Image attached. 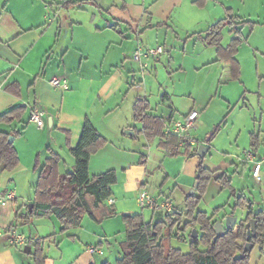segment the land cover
I'll use <instances>...</instances> for the list:
<instances>
[{
    "label": "crops",
    "instance_id": "0c3cea01",
    "mask_svg": "<svg viewBox=\"0 0 264 264\" xmlns=\"http://www.w3.org/2000/svg\"><path fill=\"white\" fill-rule=\"evenodd\" d=\"M200 3L198 0H72L59 5L56 0H0V114L14 106L24 107L20 120L12 123L0 120V132L20 131L13 140L18 164L12 170L0 169V264H36L34 259L27 261L24 256L32 253V244H29L31 251L27 253L20 249L22 246L11 244L4 230L12 224H19L16 216L24 214L33 203L41 168L52 153L59 156L61 173L73 170L76 160L71 150L81 139L86 119L106 139L90 158V174L121 170V174L117 173V181L122 179L124 193L130 194L131 201L138 203L139 191L145 189L146 182L149 183L150 165L146 156H124L116 164L111 161V156L105 158L104 155L111 145H115V138L120 140L128 136L124 130H132L136 136L137 130L142 131V122L139 121L140 127L134 123L138 121L134 112L138 99L148 103V113L166 119L174 118L181 110L175 104V90L162 92V86L157 87V93H162L161 109L149 97L148 90L154 86L148 82L150 75L147 71L152 72L155 63L161 62L162 54L167 53L169 67L173 70V50L181 46L180 64L175 67L178 73L187 67V61L196 70L219 65L222 59L218 57L217 48L206 43L205 30L225 18L230 22L225 27L231 36L224 43L223 29L222 45L226 46L235 37L233 28L239 30L240 45L236 53L239 63L238 54L244 41L264 55V37H257L256 31L258 26L264 25V0H203ZM158 46L163 47V52L157 57L141 62L133 58L138 47ZM53 77L65 80L67 87L53 86L50 82ZM263 81L264 77L261 81L264 87ZM259 94L264 99V92L259 91ZM34 109L45 111L43 127L31 121ZM194 109V105L191 106L188 113ZM252 128L250 135L256 133L259 136V146L254 153L256 160L262 162L260 178L252 174L254 162H247L243 155L238 158L228 154L224 157L228 165L214 173L202 200L210 189L221 194L230 188L235 199L244 196L252 202L255 211L264 210L263 123L252 124ZM192 135L194 137L193 132ZM194 139L196 144L192 147H199L200 143ZM203 144L209 147L206 157L211 143ZM132 148L137 146L132 145ZM249 150L250 146L245 153ZM121 151L123 154L127 152L125 148ZM198 156L179 154L166 157L163 154L160 163L164 162V178L160 183L156 182L160 190L169 178H175V186L185 184L179 181L181 176L196 180ZM223 173L233 189L219 180ZM112 189V202H107L114 206L116 214L102 221L86 216L81 226L60 232L59 221L50 216L54 231L47 235L38 227L32 228L34 218L27 224L28 234L26 227L17 225L16 228L27 241L28 238L34 242L38 237L50 236L44 241L42 264H115L121 257L120 244L128 230L126 218L143 213L128 211L122 214L129 208L126 197ZM162 194L163 191L158 196L153 195L158 199L170 198V195L165 197ZM228 206L214 220L230 213ZM151 209L149 219L143 214L146 220L161 217L159 212ZM183 209L185 206L178 211ZM244 213L242 209L237 212L239 219ZM185 220L184 217L183 222ZM223 224L225 226L224 220ZM192 229L179 232L188 233L190 242ZM179 240L185 241L187 237ZM92 246L98 251L90 252ZM113 258H116L114 263ZM250 264H264V245H254L250 251Z\"/></svg>",
    "mask_w": 264,
    "mask_h": 264
},
{
    "label": "trees",
    "instance_id": "16d2710c",
    "mask_svg": "<svg viewBox=\"0 0 264 264\" xmlns=\"http://www.w3.org/2000/svg\"><path fill=\"white\" fill-rule=\"evenodd\" d=\"M199 4L200 1L198 0ZM230 22L220 19L205 30V41L208 45L217 48L219 59L230 65L234 78L240 79L241 66L236 58L240 40L237 37L239 30L233 28L235 37L226 46L222 45V30ZM148 103L138 99L134 106L135 119L142 122V132L147 138L157 135L161 137L160 146L170 155L192 154L198 155V147L193 148L189 139L184 146H180L181 139L164 132L167 122L172 120L147 112ZM24 111L22 106H14L0 114V120L12 123L20 120ZM221 124L216 125L206 141L211 143ZM20 131L14 129L11 132H0V169L12 170L18 164V154L14 142H9L10 136H16ZM259 136L256 133L250 135V149L257 151ZM106 139L101 135L95 125L86 119L81 139L71 152L75 157L73 170L61 173L58 169L59 156L52 153L42 166L36 185L33 208L16 216L17 225L29 224L34 217L54 216L59 221L60 232H66L70 228L79 227L84 217L88 216L96 221H102L106 217L116 214L114 206L108 204V199L113 195V185L117 182V172L114 169L91 175L89 170L90 158L104 144ZM200 157L198 170L200 171L199 186L195 193H188L185 197V209L181 211L159 212L161 217L146 220L143 214L129 215L127 219L128 230L125 240L121 242V257L115 264H250V251H244V245L248 241L247 223L256 221V234L249 239L254 245H264V210L255 211L252 202L244 196H239L236 202L230 206V213L237 214L238 208L245 210L244 217L231 228L226 229L224 236L218 237L214 230L215 216L225 209L226 205L214 208L213 212L198 209L202 201L205 188L216 172L203 165ZM219 180L228 187L230 180L223 173ZM186 220L183 222V218ZM176 225L179 231L188 228H198L199 236L190 239L189 250L184 252L180 247L172 244V238H186L184 233L173 232ZM178 233H180L178 235ZM47 237H38L34 242L28 238L26 245L32 244L36 264L44 262V241ZM104 264H110L108 262Z\"/></svg>",
    "mask_w": 264,
    "mask_h": 264
},
{
    "label": "rangeland",
    "instance_id": "374dc122",
    "mask_svg": "<svg viewBox=\"0 0 264 264\" xmlns=\"http://www.w3.org/2000/svg\"><path fill=\"white\" fill-rule=\"evenodd\" d=\"M226 28L228 27L224 28V43L231 36ZM256 29L257 37H264V25L258 26ZM175 49L173 50L175 60L171 65L174 68L173 70L169 67V58L166 53L165 55H161L162 60L160 63L158 61L155 63L156 67L153 68L152 72L150 70H148L149 72L147 71V74L150 75L148 82L154 86L152 90L150 88L148 90L149 97L152 103L159 105L158 107L161 109L162 104L160 102L162 93H157V87L161 85L162 92L167 89L169 91L175 90V104L181 109L174 116L176 118L183 117V113H188L190 107L194 105V110L200 113V117L196 122L193 133L200 144L206 143V137L209 136L213 128L221 124V129L211 142L210 152L203 158V165L205 167L220 171L225 165H228L227 159H224L226 155L234 154L238 158H241L242 155L243 157L245 156V151L250 146V132L253 129L252 124L258 125V123L262 122L264 127V99L259 94V91L264 92V87L261 85L264 77V55L250 43L244 41L238 54L241 63V79H237L233 77L228 64L224 60L219 65L199 68V70L194 69L187 61V67L178 73L175 67L180 64V56L182 54L181 46ZM134 123L139 127L141 125L139 121H134ZM256 131H259V128H256ZM160 140L161 137L159 135L153 138H147L142 131L137 130V136L134 132V134H130V136L128 134V136H124L120 140L115 138V145H111L108 148L109 151H106L104 156L105 158L111 156V161H115L113 163L116 164L123 160L124 156L127 158H130L134 154L138 155V157L140 154L146 156V161L150 166L148 167L149 183L146 182L145 189L156 196L160 192L162 193V191V195L165 197L170 195V199L178 211L184 208V198L187 193L192 192L196 180L192 177L181 176L179 181L185 184L175 186V178H169L161 186V190H163H160L159 185L157 186L156 184V182L160 183V180L162 181L164 178V174L162 173L164 162L160 163V158L163 154H166V157L177 156L166 153L165 149L160 146ZM132 145L137 146V148L133 149ZM124 148L128 153H121V150H124ZM131 151L133 153H129ZM199 160L200 157L198 156V162ZM160 164H162V167ZM117 173L121 174V170L117 171ZM113 188L117 189L119 194L125 195L126 197V204L129 208L128 210H124L122 214L131 211L132 213H143L146 219L151 217L153 211L151 207H141L136 201H131L130 194L124 193L121 178L114 184ZM236 200L234 195H231L230 188H226L221 194L210 189L209 194L200 202L198 209L207 210L211 213L217 205H229L228 208H230ZM227 201L233 204H228ZM239 210L240 208H238L237 212ZM52 218L55 221V217L53 216ZM34 219L35 223H31L33 229L38 227L45 235L54 231V223L49 216L34 217ZM22 227H26L25 232L28 234L29 226L25 224ZM178 231V227L174 225L173 232ZM186 237L187 240L185 241L173 237L172 244L187 252L189 250L188 233ZM24 246L20 249L23 250ZM24 256L27 257V261L28 259H34L33 254H24ZM115 260L116 258H113L112 262L114 263Z\"/></svg>",
    "mask_w": 264,
    "mask_h": 264
},
{
    "label": "built area",
    "instance_id": "2783aa9c",
    "mask_svg": "<svg viewBox=\"0 0 264 264\" xmlns=\"http://www.w3.org/2000/svg\"><path fill=\"white\" fill-rule=\"evenodd\" d=\"M72 0H56L59 5H64L67 2ZM163 52V47L158 46L156 48H144L138 47L133 55V58L137 61H142L143 59H147L150 57H157L160 53ZM51 84L55 87L66 88L67 83L65 80H61L58 77H53L50 80ZM45 111L42 109H34L31 112V121L37 124L38 127H43L45 124ZM200 117V113L197 110H192L188 114L184 115L181 118H172L169 122H167V126L165 129V133L172 134L178 136L181 141L179 143L180 146H184L185 141L189 139L191 146L196 144V141L192 135V132L196 126V122ZM245 160L247 162H254V167L252 174L256 178H260V173L262 169V162L257 161L255 158V153L251 150L245 153ZM11 197V195H10ZM109 202H112V199H108ZM138 204L141 207H151L155 210H162L166 212H171L173 210V202L169 197L158 199L151 192L141 189L138 193L137 197ZM4 233L7 235L9 242L16 246H23L27 239L23 233L19 232L15 226L10 225L8 228L4 230ZM89 251L94 253L97 252V247H90Z\"/></svg>",
    "mask_w": 264,
    "mask_h": 264
},
{
    "label": "water",
    "instance_id": "95a60500",
    "mask_svg": "<svg viewBox=\"0 0 264 264\" xmlns=\"http://www.w3.org/2000/svg\"><path fill=\"white\" fill-rule=\"evenodd\" d=\"M125 133L134 134V132L131 130H125ZM13 140H14V136H10L9 142H12ZM208 150H209L208 146H206L204 144H200L198 147V155L201 157H204L206 155V153L208 152ZM199 177H200V171L197 172L196 182L194 184L192 193L195 192L197 187L199 186ZM29 208H30V210H32L33 203H31L29 205ZM223 220L225 222V226L223 224ZM238 221H239V217L237 214H232V213H227V212L225 213V215L221 216V218H218L214 223V230L216 233V237L214 238V241H216V239L218 237L224 236L226 229L233 227ZM255 234H256V221L252 220L250 223H247L248 241L244 245V251H251L252 248L254 247V244L252 242H250L249 239L251 238L252 235H255ZM198 236H199V233L197 231V228L194 227L192 229V232H191V237L197 238ZM24 250L27 253H29L31 251V247L29 245H27V246H25Z\"/></svg>",
    "mask_w": 264,
    "mask_h": 264
}]
</instances>
